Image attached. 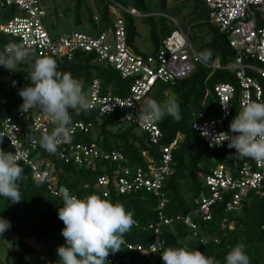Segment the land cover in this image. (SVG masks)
Listing matches in <instances>:
<instances>
[{
	"label": "trees",
	"instance_id": "16d2710c",
	"mask_svg": "<svg viewBox=\"0 0 264 264\" xmlns=\"http://www.w3.org/2000/svg\"><path fill=\"white\" fill-rule=\"evenodd\" d=\"M108 1L147 15L139 20L148 27L152 47L149 54L140 53L134 45L138 37L136 19L126 15L123 17L127 44L137 55L145 57L155 54L162 40L173 31L165 13L168 3L173 0H94L93 9L88 3H84V0H73L76 11L74 24L80 25L84 18L90 25L93 35L109 31L112 19L107 10ZM180 1L187 3L186 0ZM191 2L185 17L191 22L187 26L188 40L191 46L192 43L198 44L197 50L194 49L197 56L204 50H211L212 56L207 64L218 61L221 66H226L232 63L234 53L228 46L227 35L208 22V12L199 0ZM151 4L154 5L153 8ZM16 13L13 7L0 9V24L5 23ZM153 13L158 15H152ZM190 30H193L192 34ZM9 42L7 36L0 33V51H3V46ZM31 52L37 56L35 52ZM54 60L58 70L70 73L80 80L84 90L88 91L91 81L96 78L101 83L102 93L110 92L117 97H126L129 93V81L122 80L112 67L95 64L93 55L77 53L71 60ZM31 62L32 57H29L12 72L0 70V123L7 116L14 117L20 109L22 100L17 92L30 84L27 77L31 71ZM262 66L264 67V63ZM248 75L252 74L249 72ZM219 83L232 84L237 88V80L231 71H213L197 64L186 78L172 83H156L146 96V100L152 99L157 102L174 97L179 103L181 113L179 121L166 116L156 123L162 133L160 145H167L177 138L172 151L171 175L161 188L162 195L167 200L162 215L164 218L172 219L168 225L159 221L155 198L150 193L138 191L118 194L115 191L112 177L114 166L111 163L98 162L93 169L64 164L53 157H47L40 145L36 152L30 154L33 161L42 162V168L56 177L58 185L66 187L70 194L77 197L91 193L102 196L96 187V179L99 176L109 177L105 199L114 203L119 202L127 211H131L135 226L124 234L121 249L109 253L106 263L109 258H113L128 259L130 264H163L159 256L162 251L161 245L154 252L148 251L155 238L148 226L156 227L159 224L157 237L164 246H187L206 256L214 257L219 264H224L223 258L228 249L237 243H243L250 264H264V197L249 193L235 211L225 209V199L216 202L211 208L209 221H202L191 215L197 208L198 195L205 193L201 177L218 164L234 168L246 160L234 155V149L209 150L201 137L191 130L192 122L217 117L218 100L213 93V87ZM237 95L238 89L232 104ZM69 113L71 122L84 121L93 124L87 134L76 136L77 141L88 145L94 144L104 151L119 152L127 159V166L132 168L144 169L150 161L157 160L158 147L149 143L147 135L135 125L120 121L123 111L119 110L102 118H96L84 110L69 109ZM230 122L231 120L225 122L227 131ZM0 150L5 152L9 150L6 141L1 137ZM18 164L23 169L22 179L18 181L21 200L10 203L7 198L0 197V217L7 219L24 237L18 240V249L21 252L33 255L37 264H56L58 258L55 249L64 243L60 235L64 225L57 215L58 208L62 206V197L53 196L44 183H39L33 178L28 166L20 162ZM188 214L196 224V236H193L194 232L190 228L174 220L177 215ZM202 238L207 239V246L201 244ZM124 243L139 245L142 250H127ZM35 245H40L45 249V253Z\"/></svg>",
	"mask_w": 264,
	"mask_h": 264
},
{
	"label": "built area",
	"instance_id": "2783aa9c",
	"mask_svg": "<svg viewBox=\"0 0 264 264\" xmlns=\"http://www.w3.org/2000/svg\"><path fill=\"white\" fill-rule=\"evenodd\" d=\"M199 1L208 12V22L228 37V46L234 53V59L226 66H221L218 61L201 63L188 40V28L186 31L182 30L173 19H170V22L176 29L162 40L155 54L145 57L135 54L126 41L123 17L126 15L139 20L147 15L113 1H108L107 7L112 19L109 31L99 35L69 32L51 36L44 27L43 18L46 13L39 0H0V9L13 7L17 11L13 17L0 24V33L6 35L10 42L25 46L37 56H49L58 60H71L77 53L90 54L93 55L95 64L110 66L122 80L129 81L128 95L117 97L110 92L102 93L100 81L94 78L88 88L90 106L86 111L96 118L123 111L120 121L135 125L147 135L149 143L158 147L156 161H150L144 169L132 168L127 166V159L119 152L104 151L94 144L77 141V135L87 134L93 126L92 122L84 121L71 122L70 142L61 143L55 153H48L44 149L43 151L49 158L53 157L64 164L78 167L93 169L98 162L111 163L114 166L112 177L115 191L118 194L138 191L150 193L155 198L158 219L165 225L170 224L172 219L162 215L167 200L162 195L161 188L171 175L172 151L177 138L167 145H160L162 133L157 124L136 119L154 85L184 79L197 64L213 71L229 70L234 74L237 88L227 83H219L213 87V93L218 100L217 117L191 123V130L197 133L212 151L228 148V141L217 144L214 140L219 137L215 136L228 132L224 126L225 122L232 120L243 103L249 99L264 102V0ZM0 70L8 71L3 67H0ZM249 72L252 75H248ZM237 89L238 95L232 104ZM51 127L42 111L29 109L23 112L19 109L14 117L7 116L1 121L0 137L7 143V153L14 154L18 158L17 162L28 166L33 178L39 183H44L53 196L62 197L61 189L66 187L57 184L56 177L42 168V162H35L30 158V154L38 149L40 135L50 131ZM201 180L205 193L198 195L197 208L191 215L202 221H209L211 208L216 202L225 199V209L235 211L249 193L264 197V161L246 158L234 168L218 164L210 168ZM108 183V176H99L96 179V187L101 191L103 198L107 197ZM191 215H177L174 220L190 228L194 232L193 236H196L197 227ZM158 226L159 224L156 227L148 226L155 235L148 248L149 252L160 248ZM124 245L127 250H142L139 245ZM106 264L130 262L128 259L109 258Z\"/></svg>",
	"mask_w": 264,
	"mask_h": 264
},
{
	"label": "clouds",
	"instance_id": "9594fccd",
	"mask_svg": "<svg viewBox=\"0 0 264 264\" xmlns=\"http://www.w3.org/2000/svg\"><path fill=\"white\" fill-rule=\"evenodd\" d=\"M211 56V50H204L198 54V60L208 63ZM29 57H32L27 77L30 84L17 92L22 100L19 107L23 112L38 109L46 115L52 127L40 135L39 145L46 152L55 153L61 143L71 140L69 109L86 111L89 100L80 80L59 71L53 58L34 56L21 44L9 42L4 46L0 51V67L12 72ZM166 116L175 121L181 119L179 103L174 97L161 102L146 100L136 119L157 123ZM215 137H219L214 140L217 144L228 141L227 147L234 149V155L240 158L264 161V102L247 100L232 118L228 132ZM17 159L14 154L0 150V197L7 198L10 203L21 200L18 181L22 179L23 169ZM61 192L62 206L57 215L64 225L60 232L64 243L55 249L56 264H106V257L121 249L124 234L134 225L133 213L123 204L96 193L77 197L66 188ZM10 227L9 221L0 217V234ZM201 244L207 246V239L202 238ZM161 247L159 256L163 264H219L214 257L187 246L161 244ZM223 260L224 264H250L243 243L230 247Z\"/></svg>",
	"mask_w": 264,
	"mask_h": 264
},
{
	"label": "rangeland",
	"instance_id": "374dc122",
	"mask_svg": "<svg viewBox=\"0 0 264 264\" xmlns=\"http://www.w3.org/2000/svg\"><path fill=\"white\" fill-rule=\"evenodd\" d=\"M41 7L45 10L46 16L43 18V24L48 34L51 36L61 35L69 32H81L93 35L90 25L82 18L80 25L74 24L76 15L73 0H39ZM187 3L180 0H173L168 3V9L165 11L167 19H173L178 26L186 31L187 26L191 24L185 17L188 7L191 6L192 0H186ZM84 3L93 9L94 0H84ZM153 3V2H152ZM152 8L154 7L153 4ZM183 8V9H182ZM152 15H158L153 13ZM169 16V17H168ZM168 24L172 29L176 27L169 21ZM138 37L134 45L142 54H149L152 50L148 27L141 21H135ZM193 33V30H190ZM193 49L197 50L198 44L192 43ZM84 88V86H83ZM88 98V91L84 90ZM82 111V110H77ZM24 238L14 227H10L3 234H0V264H37L33 255L23 253L18 249V240ZM38 249V245H35Z\"/></svg>",
	"mask_w": 264,
	"mask_h": 264
},
{
	"label": "water",
	"instance_id": "95a60500",
	"mask_svg": "<svg viewBox=\"0 0 264 264\" xmlns=\"http://www.w3.org/2000/svg\"><path fill=\"white\" fill-rule=\"evenodd\" d=\"M42 249V252L45 253V249H43L40 245H38Z\"/></svg>",
	"mask_w": 264,
	"mask_h": 264
}]
</instances>
